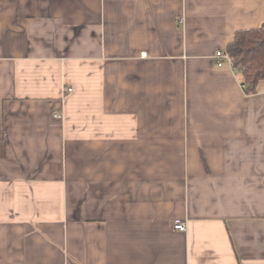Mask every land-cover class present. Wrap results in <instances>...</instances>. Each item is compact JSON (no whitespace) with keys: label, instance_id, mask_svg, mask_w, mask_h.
<instances>
[{"label":"crops","instance_id":"0c3cea01","mask_svg":"<svg viewBox=\"0 0 264 264\" xmlns=\"http://www.w3.org/2000/svg\"><path fill=\"white\" fill-rule=\"evenodd\" d=\"M263 22L264 0H0V264H264V80L214 59Z\"/></svg>","mask_w":264,"mask_h":264},{"label":"trees","instance_id":"16d2710c","mask_svg":"<svg viewBox=\"0 0 264 264\" xmlns=\"http://www.w3.org/2000/svg\"><path fill=\"white\" fill-rule=\"evenodd\" d=\"M225 52L244 93L255 94L258 83L264 80V22L258 28L236 32Z\"/></svg>","mask_w":264,"mask_h":264},{"label":"built area","instance_id":"2783aa9c","mask_svg":"<svg viewBox=\"0 0 264 264\" xmlns=\"http://www.w3.org/2000/svg\"><path fill=\"white\" fill-rule=\"evenodd\" d=\"M181 21L183 20L180 19V22ZM141 57L145 58L146 53H141ZM214 59H215V64L218 68H221L225 62H227L232 68L231 60L225 51H217L214 55ZM173 228L178 232H185L187 228L186 221H182V220L175 221Z\"/></svg>","mask_w":264,"mask_h":264}]
</instances>
